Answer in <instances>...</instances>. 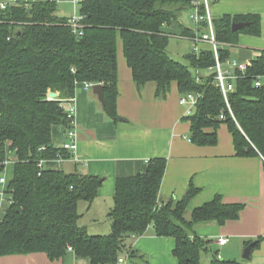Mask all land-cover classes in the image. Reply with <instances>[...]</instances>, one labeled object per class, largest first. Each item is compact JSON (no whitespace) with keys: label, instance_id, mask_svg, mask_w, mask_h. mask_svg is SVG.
<instances>
[{"label":"trees","instance_id":"16d2710c","mask_svg":"<svg viewBox=\"0 0 264 264\" xmlns=\"http://www.w3.org/2000/svg\"><path fill=\"white\" fill-rule=\"evenodd\" d=\"M193 1L82 0V35L72 31L68 17L57 15L55 0L0 10V178L11 168L5 189L10 203L0 218V256L43 252L58 260L72 247L90 264L116 263L124 254L146 264L147 257L128 246L127 240L153 226L157 236L176 240L173 255L178 264H205L202 254L212 240L198 236L196 226L236 220L244 204L225 203L218 195L187 218L188 205L199 189L191 184L180 200L162 202L159 193L167 159L155 157L144 172L116 180L109 213L111 233L92 235L79 224L80 205L95 200L102 179L62 170L58 158L70 159L71 153L52 143L55 125L73 127L62 105L75 98L78 83L102 84L104 111L110 119L119 120L121 39L138 88L153 82L156 96L165 98L175 81L181 94L198 95L194 112L185 116L194 144H217L218 129L225 124L238 156L264 158V86L256 85L264 77V51L245 71L232 70L234 90L227 99L217 84V61L210 44L201 46L198 54L191 52L187 64L168 54L171 37L196 36L195 28L181 20ZM237 22L250 24L234 32L232 24ZM262 22L259 13L214 17L224 67L240 35L261 36ZM50 92L58 96L50 98ZM7 159L11 160L8 165ZM40 160L47 161L42 169ZM211 264L241 263L222 260L216 253Z\"/></svg>","mask_w":264,"mask_h":264},{"label":"crops","instance_id":"0c3cea01","mask_svg":"<svg viewBox=\"0 0 264 264\" xmlns=\"http://www.w3.org/2000/svg\"><path fill=\"white\" fill-rule=\"evenodd\" d=\"M211 4L214 16L262 15V35L241 34L238 44L230 48L231 61L239 63L249 64L261 55L264 51V0H212ZM225 69L232 68L228 64ZM260 81L264 86V77ZM118 92L119 120L115 122L105 113L92 88L86 89L83 82L77 85L73 122L78 134L77 160L71 158L58 164L67 173L78 171L102 179L95 200L90 205H80L79 224L92 235L110 234L109 213L114 206L116 180L144 172L150 159L165 157L167 167L160 200H180L193 184L199 191L188 205L187 218L194 209L218 195L225 203L244 204L238 219L223 225L216 222L198 224L196 234L212 240L210 248L222 260L264 264V158L261 155L238 156L225 124L218 129L217 144H194L190 140L185 107L179 102L181 93L177 82L172 83L165 98L156 96L153 82L138 88L124 56L121 39L118 40ZM66 140L67 128L55 125L52 128L53 145L62 147ZM7 206V202L0 205V218ZM220 238L227 242L220 244ZM252 242L255 245L250 259H245L244 249ZM127 243L147 257L146 264H178L173 255L176 240L157 236L153 226L140 236L130 237ZM121 257L123 264H142L139 258L132 259L127 254ZM0 264H90V260L68 250L58 260H51L43 252L0 256Z\"/></svg>","mask_w":264,"mask_h":264},{"label":"built area","instance_id":"2783aa9c","mask_svg":"<svg viewBox=\"0 0 264 264\" xmlns=\"http://www.w3.org/2000/svg\"><path fill=\"white\" fill-rule=\"evenodd\" d=\"M36 0H1L0 1V10H5L10 6H25L26 8L31 7L32 3ZM82 0H73L74 4H79ZM212 0H194L192 2V12L190 13V19L195 25L196 36L191 38L190 40L194 43L193 52L199 53L200 49L198 47L199 44H210L215 52L216 57V70H217V84L220 86L224 97L227 99V95L230 91L234 90V85L230 82V79H234V75L232 74V70L238 68L241 71H245L247 68V64L239 63L238 61H229L228 64L231 66V70H227L224 68V65L219 61L218 48L221 46L216 40L215 29L213 24L214 14L211 8ZM68 25L71 27L72 31L77 35L83 34L84 28V17L79 13L77 15H73L68 18ZM93 83H84V87L86 89L92 88ZM257 86H261V81L257 80ZM198 95L195 93H185L181 94L179 102L182 106L185 107V115H191L198 102ZM74 100H70L69 103H64L62 105L63 110L68 113V118L71 119L73 124L76 107L74 105ZM221 118H224V115H221ZM78 134L73 126L72 128H67V140L63 144L62 148L68 150L71 153V158L77 160V150H78V142H77ZM70 158V159H71ZM64 159L59 157L57 163L62 162ZM46 160H40L38 166L42 169ZM11 163V160L7 159L5 164L8 165ZM7 185V176L4 174L0 178V205L3 202L10 203V200L5 196V189ZM227 239L220 238L219 243L225 244ZM68 250L74 251L72 247H69ZM217 258H220V255L217 254ZM119 264L124 263V258H119Z\"/></svg>","mask_w":264,"mask_h":264},{"label":"rangeland","instance_id":"374dc122","mask_svg":"<svg viewBox=\"0 0 264 264\" xmlns=\"http://www.w3.org/2000/svg\"><path fill=\"white\" fill-rule=\"evenodd\" d=\"M57 2V15L64 16V17H71L73 15L79 14V7L80 4H74L72 0H55ZM212 5V4H211ZM190 10L185 11L182 16L181 20L189 27L194 26V23L190 19ZM206 44V43H205ZM204 44H199L198 47L201 49V46ZM209 45V44H206ZM194 50V43L188 38H178V37H171L168 44V54L175 60H178L182 63L187 64V56L193 52ZM225 68V67H224ZM203 74L206 72H202ZM11 171L10 166H8V170L6 171V175H9ZM214 250L209 248V250L203 252L202 257L205 264H210L214 256ZM227 260V259H225ZM235 259H232L234 261Z\"/></svg>","mask_w":264,"mask_h":264},{"label":"water","instance_id":"95a60500","mask_svg":"<svg viewBox=\"0 0 264 264\" xmlns=\"http://www.w3.org/2000/svg\"><path fill=\"white\" fill-rule=\"evenodd\" d=\"M249 22H237L232 24V31H240L244 29L245 27L249 26ZM93 92L98 96L99 101L102 103L103 106H105V99H104V94H103V85L98 83L94 84L92 87ZM58 96L57 93L55 92H50L49 97L50 98H56ZM255 243L252 242L246 246L244 249L243 253V258L245 259H250L252 248L254 247Z\"/></svg>","mask_w":264,"mask_h":264}]
</instances>
